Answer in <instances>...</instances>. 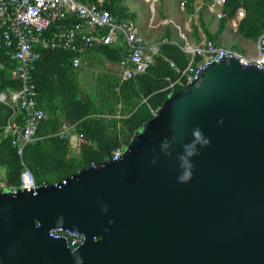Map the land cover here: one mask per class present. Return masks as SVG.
<instances>
[{
    "label": "water",
    "instance_id": "obj_1",
    "mask_svg": "<svg viewBox=\"0 0 264 264\" xmlns=\"http://www.w3.org/2000/svg\"><path fill=\"white\" fill-rule=\"evenodd\" d=\"M196 127L210 144L180 183L176 157ZM173 136L166 156L160 145ZM55 229L83 241L71 250L49 237ZM0 264H264V68L213 64L117 162L0 194Z\"/></svg>",
    "mask_w": 264,
    "mask_h": 264
},
{
    "label": "trees",
    "instance_id": "obj_2",
    "mask_svg": "<svg viewBox=\"0 0 264 264\" xmlns=\"http://www.w3.org/2000/svg\"><path fill=\"white\" fill-rule=\"evenodd\" d=\"M77 1L86 6L95 5L97 9L108 11L120 20L135 22L136 14L124 5L126 0H102L101 3L97 0ZM211 1L204 0L197 13V24L193 19L190 21L188 35L193 42L200 41L203 34L217 45L218 37L226 30L228 19L234 16L239 7L244 9L245 17L236 34L245 40L257 42L264 33V0H226L222 8L225 17L218 21L213 33L208 28V22L212 19H205L206 4ZM181 2L185 15L191 17L195 13L196 0ZM159 15L163 17L161 13ZM76 21L74 16L68 15L65 20L53 23L44 34L49 36L59 29H70ZM171 39L172 31L166 25L154 64L144 73L121 81L118 71L94 72L89 88L81 83L84 72L80 74L79 69L71 66L75 57L71 51L36 47L40 59L30 75L37 93V106L47 117L39 125L36 140L24 148L20 158L12 145L11 136L3 135L10 120L20 122V114H15L18 106L0 102V167L5 170L7 184H19L22 162L31 171L37 186L50 185L91 166H99L110 158L116 148L128 144L133 134L153 117L152 113L158 111L172 94L181 91L176 84L178 74L168 61L183 70L188 59L180 45ZM92 51L94 53L90 54ZM127 53L125 42L119 40L91 49L83 56V61L93 65L100 57L101 62L118 67ZM17 66L18 63L6 55L4 49H0V93L20 90V81L11 77L12 70ZM60 116L83 137L84 143L75 153L71 151L68 141L56 135L62 127Z\"/></svg>",
    "mask_w": 264,
    "mask_h": 264
},
{
    "label": "built area",
    "instance_id": "obj_3",
    "mask_svg": "<svg viewBox=\"0 0 264 264\" xmlns=\"http://www.w3.org/2000/svg\"><path fill=\"white\" fill-rule=\"evenodd\" d=\"M143 1L155 2V0ZM225 1L212 0L206 4V11L212 14L216 21L225 17L222 11ZM201 3L199 7L196 6L195 13L189 17V21L193 19L195 24H197V13L204 5V0H201ZM180 7L182 9L184 7L182 2ZM68 15L77 19L70 29H59L58 32L45 36L44 33L53 23L65 20ZM244 17L245 11L239 7L234 16L228 19L226 28L236 34ZM167 23L168 21L163 22L164 25ZM172 24L179 30V37L182 41L180 48L188 59L183 70L168 61L169 66L178 74L176 84L181 89L186 85L198 84L202 73L209 66L222 61L234 59L242 67H253L257 70L264 68V33L256 42L258 53L254 56H246L237 49L215 45L203 34H201L200 41L193 42L185 37L179 25ZM183 26L190 31L189 22ZM119 40H123L128 49L126 57L118 64L121 81H127L144 73L154 64L158 48H148L145 45L135 24L131 21L120 20L108 11L97 9L95 5L86 6L77 0H0V49H4L6 55L18 63V66L12 70L11 77L20 81L18 92L0 93V102L16 104L20 114V122L10 120L4 128L3 135L11 136L12 145L20 158L24 148L36 140L39 125L46 119L45 112L37 106V93L30 75L35 63L40 59V53L36 51V47L51 50L63 48L71 51L75 55L71 66L77 70L82 67V57L88 51ZM156 113L157 111L153 112V116ZM116 117L119 118L118 115ZM139 131L133 134L128 144H122L116 148L110 158L105 159L104 162L120 160L130 142L139 135ZM56 135L69 142L70 135H73L76 141L73 148L76 151L84 143L82 135L77 134L73 126H67ZM87 144L92 145L89 142ZM59 183L66 185L67 179ZM56 184L58 183L53 185ZM47 187V184L36 185L31 171L23 162L17 186L7 184L5 176L0 177L1 195L15 196L22 191L35 194L38 188ZM49 237L65 239L67 247L71 250H75L83 241L82 238L61 229L51 230Z\"/></svg>",
    "mask_w": 264,
    "mask_h": 264
},
{
    "label": "rangeland",
    "instance_id": "obj_4",
    "mask_svg": "<svg viewBox=\"0 0 264 264\" xmlns=\"http://www.w3.org/2000/svg\"><path fill=\"white\" fill-rule=\"evenodd\" d=\"M124 3L126 6L130 8L141 7L140 0H126ZM147 3H146V7L144 6V8H142V11L137 10L136 13L137 15H139L140 18L142 17V21H144L142 23V26L140 27L141 28L140 33L145 45L148 48L155 49L157 47L161 39V36L163 35L166 25L170 26L171 31L173 32V38H175L178 42H181L180 40L181 38L179 37V30L172 23L179 25L185 37L189 40L191 39L188 35L189 30H187L186 27L183 26L185 22H189L190 24V21H189V17L182 13L183 9L180 7L181 0H165V11L167 9V13H168L167 16L169 18L172 19L175 18L174 16L177 15V9L178 10L181 9L180 12L183 15L182 22L177 23V21L176 22L168 21V23L165 25L159 19V13L164 12L163 11L164 7H162L163 3L160 2V0H155V2L153 1V3L151 2L150 3L147 2ZM149 4L152 6L150 7ZM149 24H152V27H148ZM208 28L211 32H214L216 28V24L211 22L209 23ZM218 42L222 47H234L235 49L241 50L246 56H254L258 53L256 42L245 40L239 35L232 33L230 30L223 31L222 34L218 37ZM96 62L97 64L95 66L96 68L94 69V71L99 70L100 69L99 66L102 67V62L100 60H97ZM15 106L17 105L15 104Z\"/></svg>",
    "mask_w": 264,
    "mask_h": 264
},
{
    "label": "crops",
    "instance_id": "obj_5",
    "mask_svg": "<svg viewBox=\"0 0 264 264\" xmlns=\"http://www.w3.org/2000/svg\"><path fill=\"white\" fill-rule=\"evenodd\" d=\"M100 1H102V0H100ZM182 1V0H181ZM140 2H141V7H136V8H130V7H128V6H126L125 5V3H124V5L129 9V11L130 12H132V13H134V14H136V19H135V22H133L134 24H135V26L138 28V30H139V32L141 31V26H142V23L144 22V21H142V17L140 18L139 17V15H137V13H136V11L138 10V11H142V8H144V6L146 7V3L147 2H144L143 0H140ZM162 7H164L163 8V11L164 12H160L161 14H162V16L163 17H160V15H159V19H160V21L163 23V22H165V21H172V22H176L177 21V23L178 22H182V20H183V15H182V13L183 14H185L184 13V11L182 10V13L180 12L181 11V9L180 10H178L177 9V15L176 16H174L175 18V20L174 19H172V18H169L168 16H167V9H166V11H165V0H163L162 1ZM148 4V3H147ZM195 4H196V6H200L202 3H201V0H196V2H195ZM164 5V6H163ZM149 6L151 7L152 5H150L149 4ZM177 8V7H176ZM144 14H145V12H144ZM205 19L206 20H210V19H212V21H210L209 23H215L216 24V28H217V23H218V21H216L214 18H213V16H212V14H210L209 12H207V11H205ZM188 22H185L183 25H185V24H187ZM175 24V23H174ZM175 25H177V24H175ZM148 27H152V24H149L148 25ZM165 28H166V26H165ZM216 28H215V30H216ZM170 30H171V28H170ZM214 30V31H215ZM226 30H228L227 28H226ZM164 33V32H163ZM189 33V32H188ZM213 33V32H212ZM141 34V33H140ZM162 37V36H161ZM172 42L173 43H176V44H178V45H181L182 44V41L181 42H178L175 38H173V32H172ZM181 40V39H180ZM191 41H192V39H190ZM217 45H219L220 46V44H219V42H218V40H217ZM222 47V46H221ZM156 48H158V45H157V47ZM224 48H234V47H224ZM238 50V49H237ZM238 51H240L241 52V50H238ZM94 53V51H92V52H90V54H93ZM86 56V55H85ZM84 56V57H85ZM84 57H82V67L79 69V72H80V74H83V72H84V75H85V77H84V79L81 81V83L85 86V87H87V88H89L90 86H91V84H92V78H91V74H94V72H96V73H98V72H106V70L107 71H118V74H119V69H118V67L117 66H115V67H112V66H109V64H107V63H105V62H102V67L101 66H99L100 67V69L99 70H97V71H94V69L96 68L95 66H96V64H97V60H99L100 59V57H97L96 59V61L93 63V65H91V64H89V63H87V61H83L84 59ZM91 65V66H90ZM90 66V67H89ZM85 72H86V74H85ZM120 77V76H119ZM15 114L16 115H18L19 114V110L17 109V108H15ZM47 117V116H46ZM63 118H62V116H60V122H61V129L59 130V131H62V130H64L65 128H67V126H71L70 124H68L66 121H63L62 120ZM64 127V128H63ZM58 131V132H59ZM71 136V138H70V142H69V144H70V148H71V151L72 152H75V148H73L74 147V145H75V143H76V141H75V138H74V136L73 135H70ZM73 148V149H72ZM3 176H5V170H4V168H2V167H0V177H3Z\"/></svg>",
    "mask_w": 264,
    "mask_h": 264
},
{
    "label": "clouds",
    "instance_id": "obj_6",
    "mask_svg": "<svg viewBox=\"0 0 264 264\" xmlns=\"http://www.w3.org/2000/svg\"><path fill=\"white\" fill-rule=\"evenodd\" d=\"M192 140L189 143L182 145V154L176 157L179 168L181 170L180 175L178 176V182L180 183H187L192 178V171L194 165L191 163V159L199 154V148L206 147L210 144V140L206 138L199 127L192 129L191 132ZM176 137L173 136L171 141L164 140L160 145L161 150L163 151L166 156H170L171 152L168 151L170 148V143H175ZM155 163V160L152 161Z\"/></svg>",
    "mask_w": 264,
    "mask_h": 264
}]
</instances>
